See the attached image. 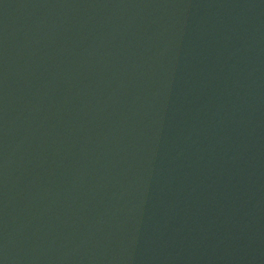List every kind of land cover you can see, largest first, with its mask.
<instances>
[{
  "label": "water",
  "instance_id": "1",
  "mask_svg": "<svg viewBox=\"0 0 264 264\" xmlns=\"http://www.w3.org/2000/svg\"><path fill=\"white\" fill-rule=\"evenodd\" d=\"M0 264H264V0H0Z\"/></svg>",
  "mask_w": 264,
  "mask_h": 264
}]
</instances>
